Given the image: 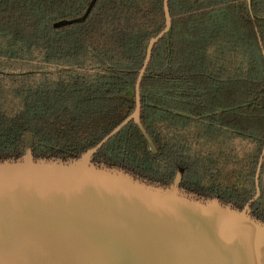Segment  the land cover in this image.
Listing matches in <instances>:
<instances>
[{
	"label": "trees",
	"instance_id": "16d2710c",
	"mask_svg": "<svg viewBox=\"0 0 264 264\" xmlns=\"http://www.w3.org/2000/svg\"><path fill=\"white\" fill-rule=\"evenodd\" d=\"M0 0V159L78 158L136 108L150 39L165 27L164 0ZM171 30L141 83V120L96 154L152 183H173L244 208L264 153V0H170ZM261 194L253 216L264 220Z\"/></svg>",
	"mask_w": 264,
	"mask_h": 264
},
{
	"label": "water",
	"instance_id": "95a60500",
	"mask_svg": "<svg viewBox=\"0 0 264 264\" xmlns=\"http://www.w3.org/2000/svg\"><path fill=\"white\" fill-rule=\"evenodd\" d=\"M169 1L165 27L148 43L130 116L78 158H36L34 135L27 133L20 158L0 159V264H264V220L251 209L261 194L264 153L256 194L242 209L187 191L183 167L164 186L95 162L131 121L158 153L141 120V83L154 46L171 30ZM96 2L53 26L85 20Z\"/></svg>",
	"mask_w": 264,
	"mask_h": 264
}]
</instances>
